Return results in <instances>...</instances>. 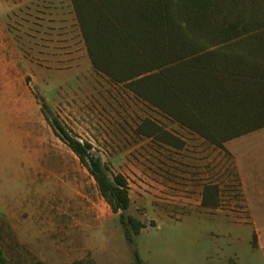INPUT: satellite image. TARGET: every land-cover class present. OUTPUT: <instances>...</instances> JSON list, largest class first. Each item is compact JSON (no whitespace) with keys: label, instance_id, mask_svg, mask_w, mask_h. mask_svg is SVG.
<instances>
[{"label":"rangeland","instance_id":"1","mask_svg":"<svg viewBox=\"0 0 264 264\" xmlns=\"http://www.w3.org/2000/svg\"><path fill=\"white\" fill-rule=\"evenodd\" d=\"M35 94L70 136L90 144L110 175L126 178L131 204L125 214L145 226L161 217L187 218L193 225L195 215L245 213L227 153L93 69L70 0H0V245L7 258L37 259L31 246L15 245L12 238L20 231L63 230L71 223L95 227L114 215L87 169L45 120ZM144 122L182 146L144 135ZM226 144L242 168L245 157L264 158V128ZM206 184L219 186L218 208L201 205ZM249 202L261 223L264 203L257 205L253 196ZM111 224L121 227L118 217ZM187 230V254L195 257L186 264H200L196 244L208 240H199L196 226Z\"/></svg>","mask_w":264,"mask_h":264},{"label":"trees","instance_id":"2","mask_svg":"<svg viewBox=\"0 0 264 264\" xmlns=\"http://www.w3.org/2000/svg\"><path fill=\"white\" fill-rule=\"evenodd\" d=\"M70 3L93 69L182 128L223 151L227 141L264 128V0ZM35 98L45 120L87 169L99 195L117 214L126 241L133 245V236L145 225L125 214L131 204L126 178L110 175L90 152V144L70 136L46 101L38 94ZM143 124L139 130L144 135L158 134L163 143L182 146L168 132ZM219 192L217 184H206L201 205L218 208ZM0 264L44 263L7 258L0 245ZM70 264L96 262L88 253ZM132 264H144L135 250Z\"/></svg>","mask_w":264,"mask_h":264},{"label":"crops","instance_id":"3","mask_svg":"<svg viewBox=\"0 0 264 264\" xmlns=\"http://www.w3.org/2000/svg\"><path fill=\"white\" fill-rule=\"evenodd\" d=\"M4 32L2 37L8 40L9 35ZM226 143L222 151L232 159L240 182L245 207L242 216L236 217L235 212H213L209 217L200 214L195 215L197 220L193 225L187 218L165 221L161 217L156 225L144 226L133 236L131 245L126 241L122 227L112 226V220L117 217L113 213L115 216L110 214L107 221L98 222L95 227H87L84 223L80 226L71 223L63 230L32 227L16 233L17 242L31 246L36 260L44 264H70L88 253L96 264H132L133 250L144 264H186L187 258L193 261L195 257L187 254L186 232L196 226L199 240H208V245L196 244L200 249L197 254L200 264H264V210L258 215L261 223H257L249 202L253 196L257 205L264 203V158L245 157L241 168L237 155L226 149ZM107 223L110 226H103ZM194 261L198 262V259Z\"/></svg>","mask_w":264,"mask_h":264}]
</instances>
